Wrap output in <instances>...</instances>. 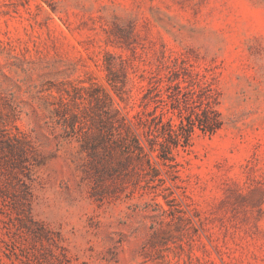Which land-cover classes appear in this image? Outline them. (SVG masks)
<instances>
[{"label": "rangeland", "instance_id": "obj_1", "mask_svg": "<svg viewBox=\"0 0 264 264\" xmlns=\"http://www.w3.org/2000/svg\"><path fill=\"white\" fill-rule=\"evenodd\" d=\"M0 264H264V0H0Z\"/></svg>", "mask_w": 264, "mask_h": 264}, {"label": "trees", "instance_id": "obj_2", "mask_svg": "<svg viewBox=\"0 0 264 264\" xmlns=\"http://www.w3.org/2000/svg\"><path fill=\"white\" fill-rule=\"evenodd\" d=\"M194 125V121L192 119H189L187 124H184L181 127V130H183V128L185 127L186 129H184L186 136H185V143L188 144L189 141V135L192 132V128ZM220 124L218 122H215V124L211 127H208L209 130L214 131L215 129L219 128ZM170 138H172L174 135L172 132H170ZM178 139V138H176ZM147 140L149 142V144L151 145V148L154 149L155 146H158L159 151L161 153V156L170 153V144H169V139H165L164 141H159V138L155 135H153L152 131H148L147 132ZM179 141V139H178Z\"/></svg>", "mask_w": 264, "mask_h": 264}]
</instances>
